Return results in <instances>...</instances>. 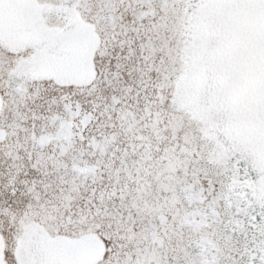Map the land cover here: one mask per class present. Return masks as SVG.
<instances>
[{"label": "snow or ice", "instance_id": "6c2138e0", "mask_svg": "<svg viewBox=\"0 0 264 264\" xmlns=\"http://www.w3.org/2000/svg\"><path fill=\"white\" fill-rule=\"evenodd\" d=\"M0 264H264V0H0Z\"/></svg>", "mask_w": 264, "mask_h": 264}]
</instances>
